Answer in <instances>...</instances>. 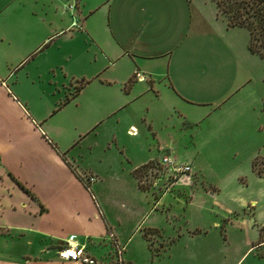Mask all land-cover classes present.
<instances>
[{
    "label": "crops",
    "instance_id": "obj_1",
    "mask_svg": "<svg viewBox=\"0 0 264 264\" xmlns=\"http://www.w3.org/2000/svg\"><path fill=\"white\" fill-rule=\"evenodd\" d=\"M76 3V14L72 16L69 0H0V264H84L60 259L56 253L67 240L77 242L73 232L56 230L73 221L77 227L74 234L81 237L86 253L95 257L87 242L95 243L98 236H103L107 222L104 213H100V221L93 208L99 227L84 225L74 208L69 183L93 196L67 158L71 143L88 128L75 132V137L63 127L53 128L51 116L63 110L65 104H78V98L89 91L101 102L100 114L123 110L130 126L135 127L132 121L137 106L145 111L149 131L152 128L149 115L169 120L165 132L157 135L151 131L155 151L147 148L149 156L128 169L134 186L143 191L136 186L133 170L159 150L177 145L176 132H182L181 125L193 123L182 120L191 110L188 105H207L202 107V113L210 117L223 110L227 113L233 106L229 104L235 92L250 79V65L236 60L245 58L244 50L259 57L248 49L246 28L226 27L217 17L212 0H77ZM72 21L98 50L97 57L88 59L92 65H85L87 59L72 50H64L57 59L47 53L40 65L39 50L71 30ZM231 28H244L247 37ZM73 63L82 69L77 74L70 68ZM74 77L77 83L71 93L65 90V85ZM263 95L259 96L260 108ZM140 98L143 101L135 104ZM128 125L125 134L136 136ZM109 134L106 147H121L118 150L125 154L124 145L117 142L111 131ZM260 145L250 153L247 170L218 177L213 182L214 189H203L207 197L221 204L222 216L236 213L235 216L222 223L200 219V212L196 220L187 216L177 222L158 221L157 216L145 225L160 230L159 242L164 249L151 253L144 239L139 237L136 241L146 255V264H151L155 256L157 264H264V236H260V227L264 225V174H255L250 165ZM91 146L89 142L87 148ZM162 156L174 162L175 157ZM179 163L189 162L185 159ZM198 167L195 162L192 164L194 171ZM83 174L92 173L83 171ZM241 174L246 176L245 182H239ZM91 176L94 181L96 177ZM178 180L185 185L187 179ZM190 182L194 184L191 178ZM193 187L189 192L195 195L197 187ZM36 199L45 202V211L40 210ZM44 213L49 218L47 228L36 221ZM221 224L224 238L216 232ZM198 228L206 231L200 232ZM23 230L30 235L26 240L30 245L36 232L49 236L50 241L38 239L41 242L33 254L12 250L9 244L18 242ZM106 230L109 232L110 228ZM137 233L138 224L124 240L125 247ZM109 238L114 245V238ZM116 242L119 244L117 237ZM214 246L219 250L225 247L229 252L218 251L216 257ZM134 247L135 244L133 252ZM230 251L233 256L227 261ZM136 259L133 253L127 256L129 264H137ZM94 260L95 264L111 263ZM117 260L116 256L114 264Z\"/></svg>",
    "mask_w": 264,
    "mask_h": 264
},
{
    "label": "rangeland",
    "instance_id": "obj_2",
    "mask_svg": "<svg viewBox=\"0 0 264 264\" xmlns=\"http://www.w3.org/2000/svg\"><path fill=\"white\" fill-rule=\"evenodd\" d=\"M76 1L69 0L70 14L72 16L76 14ZM212 1L215 4V1ZM229 1L233 2L237 0ZM216 15L224 22L226 27L232 26L229 23L231 18L226 12L220 11L216 7ZM69 27H71V30H66V33L53 38L46 46L39 50L38 59L40 65H43L44 56L47 53L54 59H57L64 50H72L74 53L80 54L82 57L84 56L87 59L85 60L87 61L85 65H92V62L89 63L92 60L88 62V59L97 57L98 54L93 40L76 28L75 21H72ZM244 28L231 29L241 32L242 36L246 35L247 37V29L245 30ZM46 41L47 39L44 43ZM250 44L264 58V40L255 28L250 38ZM241 46L243 48V43ZM244 52L247 56L245 55V58L239 57L240 59L236 61L239 60L242 64L250 65V79L244 88L235 92V98L229 104H233L228 110L229 113H224L223 110V112L219 111L216 115L213 114L210 117V114L202 113V107L206 108L207 105H188L191 110L186 112L187 118H182V120H190L193 123L181 125L180 129H182V132H176L179 141L177 145L174 144L172 147L167 146L165 150H159V152H156V155L152 154V159L135 167L133 170L136 186L141 190L144 189L143 191L138 190L134 186V181L128 169L131 168L133 163L149 156L150 153L147 152V148H150L152 152L155 151L153 144L155 141L151 140V131H155L157 135L165 132L169 127L168 119H160L154 115H149L151 127L153 128L149 131L144 119L145 111L142 106H137L134 113L135 117L132 121L135 127L130 126L128 125L129 121L124 119L123 110L110 114H103V112L100 114L99 107L101 102L94 93H90L89 91L78 98V104H74L73 102L67 103V105L63 106V110H59L51 116L53 128L63 127L73 133L72 137H75V132L88 128L85 133L77 135L75 138L76 142L71 143L67 158L82 180L89 185L93 196L90 197L89 194L83 192L85 190L83 184L82 189L84 190L82 191L73 182L69 183L68 189L74 196V208L79 211L78 214L81 216L82 222L85 223L84 225L96 226L98 228L99 220L101 221L100 213H104L107 227L104 233H102L103 236H98L95 243L87 242V247L91 250L96 260L101 259L114 264L117 256L119 259V261L117 260V264H129L127 256L133 253L137 257V264H146V255L141 244L138 247L136 241H138L139 237L144 239L151 253H157L159 250L164 249L163 243L159 242L160 230L145 225L150 221L156 220L157 216L158 221L177 222L183 221L187 216H189V220H192V218L196 220L195 216L197 212H200V219L220 221L221 223L227 217L235 216L236 213L230 216H222L221 204L213 200V197H207L203 189H214L213 182L218 177H226L232 175L234 172L247 170L249 168L248 157L259 144L261 145L256 157V167L264 165L263 68L257 55L250 54L245 50ZM233 61L234 59H232ZM76 64H71L70 68L75 70L77 74V70L82 69ZM76 79V77L71 78L70 82H67L65 85V90L72 93L77 83ZM262 95L260 108L259 96ZM136 101L135 104L142 102L143 98ZM127 125L129 130L133 129L134 133H137L136 136L125 134L124 128ZM110 131L114 134L117 142L124 145L125 154H122L118 150L121 147L117 148L114 145L113 147H106L105 142L110 137ZM144 132L146 133L145 137L143 136ZM89 142L92 146L88 149ZM164 154L175 157V163H179L185 159L188 160V164L191 167V170L188 171L189 173L182 172L178 173V175L169 171L166 164L160 161V157ZM194 162L199 166L196 171L192 169ZM83 171L91 172L96 179L90 181L88 178L92 174L84 175ZM74 177L76 178L75 175ZM180 177L187 179L185 185L184 183L180 184V180H178ZM190 178L193 179V185L190 182ZM238 180L239 182H245L246 176L241 174ZM194 185L197 187L195 195L189 192L190 189L194 188ZM36 200L38 201L39 199ZM39 206L41 211L46 210L45 202H39ZM93 208L96 214L99 215V220L97 221L94 220ZM147 211L148 213H146ZM246 211L248 213L250 209ZM24 220L26 218H23ZM36 221L37 225L40 223L43 228L48 227L49 218L46 213L41 215ZM137 224L139 233L133 234V239L125 247L124 240L131 234ZM62 228L56 230L58 232H73V235L78 238L77 242L80 243L81 237L74 234V232H77L74 221L69 222L66 227ZM107 228H110L109 232L106 230ZM25 230L27 231V229ZM196 230L200 232L206 231L199 228ZM26 231L23 230L24 234L19 238L18 242H15L16 245L12 246L9 244L12 250L18 251L21 249L24 252L33 254L39 248L38 243L50 241L49 236L36 232L30 245L29 241H26L30 237ZM216 232L224 238L222 224L216 229ZM111 236L114 238V245L111 238H109ZM261 236H264V228L261 230ZM116 237L119 244L116 242ZM38 239H41V241ZM83 242L85 243V241ZM116 244L119 248L118 251L115 246ZM134 244L133 252L131 248ZM212 248L216 257L218 251L229 252L225 247H220V250L216 246ZM231 251L227 261L233 256ZM151 264H157V256L154 257Z\"/></svg>",
    "mask_w": 264,
    "mask_h": 264
},
{
    "label": "trees",
    "instance_id": "obj_3",
    "mask_svg": "<svg viewBox=\"0 0 264 264\" xmlns=\"http://www.w3.org/2000/svg\"><path fill=\"white\" fill-rule=\"evenodd\" d=\"M218 10L226 12L230 20V25H241L244 26L249 34L248 40V49L250 51L256 52L250 44V38L253 35V29L255 28L258 34L264 40V0H214ZM262 60L263 63V75H264V58L259 53L256 52ZM262 108L264 110V100L262 103ZM256 157L257 154L251 158L250 165L252 171L257 175L264 174V165L262 167H256ZM264 228V225L260 227V236L261 230Z\"/></svg>",
    "mask_w": 264,
    "mask_h": 264
},
{
    "label": "built area",
    "instance_id": "obj_4",
    "mask_svg": "<svg viewBox=\"0 0 264 264\" xmlns=\"http://www.w3.org/2000/svg\"><path fill=\"white\" fill-rule=\"evenodd\" d=\"M130 131L133 132L134 130L130 129ZM160 161L166 164L167 169L173 174L188 172L190 170L188 163H175L166 156H162ZM92 178V176H89L88 179L91 180ZM116 249L117 251L119 250L117 247ZM56 253L60 259L76 260L84 264H95L94 258L84 250V244L76 241L67 240L65 245L56 250Z\"/></svg>",
    "mask_w": 264,
    "mask_h": 264
}]
</instances>
